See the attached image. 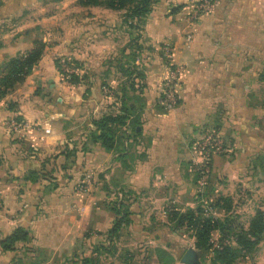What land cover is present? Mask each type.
<instances>
[{
  "label": "crops",
  "instance_id": "obj_1",
  "mask_svg": "<svg viewBox=\"0 0 264 264\" xmlns=\"http://www.w3.org/2000/svg\"><path fill=\"white\" fill-rule=\"evenodd\" d=\"M54 1L47 12L31 6L35 0L0 4L3 55L28 51L36 39L47 43L24 83L0 99V264H80L97 245L110 243L111 203L118 198L131 212L121 238H159L152 224L169 215L166 209L204 200L192 159L206 127L216 128L232 149L213 156L208 192L228 195L229 213L249 226L264 211V0H215L197 20L200 0H157L145 17L143 33L157 50L143 66L144 106L137 120L132 116L138 131L123 126L119 134L128 136L112 150L91 135L95 119L121 112L115 94L124 79L119 59L130 41L125 10ZM21 9L35 13L1 27ZM165 45L169 60L162 56ZM60 58L75 62L68 74L58 67ZM170 64L183 73L179 103L165 109L160 84L171 75ZM70 74L81 80L68 82ZM14 118L27 121L25 136L10 127ZM18 228L28 239L5 250L2 242ZM151 254L153 264L170 263ZM246 257L264 264V234Z\"/></svg>",
  "mask_w": 264,
  "mask_h": 264
},
{
  "label": "trees",
  "instance_id": "obj_2",
  "mask_svg": "<svg viewBox=\"0 0 264 264\" xmlns=\"http://www.w3.org/2000/svg\"><path fill=\"white\" fill-rule=\"evenodd\" d=\"M156 1L157 0H79L83 5H103L126 11L123 15V25H126L129 28L128 30H131L130 33L134 35V38L129 41L122 52L123 56L119 59V66L122 73L126 70L135 72L136 66L128 68L129 66L125 64V54L129 48L135 44L136 39L142 37L141 34H136V32L144 26L145 17L152 10ZM46 45L47 43L43 40L36 39L34 46L30 50L19 53L0 67V99L4 98L10 91L17 88L26 80L35 65L41 60ZM135 55L137 54L135 53ZM57 63L58 67L61 69L59 61H57ZM67 80L70 83H77L81 80V77L77 74H70ZM129 88L130 84L128 80H123L116 91L117 94L115 96L122 102L121 112L103 114L101 117L94 120L95 130L92 132V139L111 150L115 148L117 139L120 136H128L126 131H123L121 135L119 134L123 126L129 124L133 126L132 130L134 133L138 131L137 122H135V120H137L138 117L137 111L142 109L140 107L144 106L142 102L143 97L128 95ZM178 103L179 99L177 100V104ZM10 107H14L13 102L10 103ZM163 108L166 109V105L163 104ZM134 115L136 118L132 120V116ZM217 201L216 205L214 204L215 206H212L213 208H225L224 204L228 203L227 211L228 213L232 211L233 206L230 197L220 196ZM220 202H222V204H220ZM111 205V209L115 212L116 218L113 226L109 230L110 243L97 245L93 253L95 256L83 257L80 260L81 264H97L100 260L101 252L110 254L115 241L122 234L121 232L123 229H126L131 223V212L124 198L114 200ZM169 219L170 221L177 222V226L180 228L184 226L193 228L196 236V246L199 248L206 245L212 231L218 230L221 233L227 230L232 231V243L219 244V246H216L210 258V264H239L238 260L241 258V254L245 256L250 255L256 249L257 244L264 234V211L262 210L258 211L257 215L250 221L247 227L244 225L239 226L240 222H238L237 216L233 213H229V216L220 219L217 216L206 214L205 206L202 208L200 205L195 208L188 207L184 210H173L169 213ZM27 239L28 232L23 228H18L2 242V245L5 250H9L14 247L17 241H24ZM154 252L161 263H168L172 259L171 252L164 247L155 248ZM76 262L77 261H74V264Z\"/></svg>",
  "mask_w": 264,
  "mask_h": 264
},
{
  "label": "rangeland",
  "instance_id": "obj_3",
  "mask_svg": "<svg viewBox=\"0 0 264 264\" xmlns=\"http://www.w3.org/2000/svg\"><path fill=\"white\" fill-rule=\"evenodd\" d=\"M5 1L6 0H0V4H3ZM7 1L13 3L16 2L20 3V0H7ZM35 1L36 2H34V4L31 6L35 7L39 3L41 6L43 5L45 9L44 12L48 11V7L46 5H50L51 3L55 2L54 0H39L40 2H37L38 0ZM28 10L29 11H27L26 9L24 10L21 9L20 11L13 14L12 17L10 16V18H4L2 20L1 27L5 28L9 26V24L11 23L13 24L17 23V25H20V23L25 22V19H28L27 17H31L33 13H35V10L33 9H28ZM125 12L123 13V15L125 14ZM124 26H125V30L128 31L129 39L131 40L132 38H134V35L130 33L131 30H128L129 28L126 25ZM143 31H144V26L141 27V29L136 32V34L137 33L141 34L142 37L137 38L135 44L131 48H129V50L125 54L126 55L125 64L129 66L128 68H133L132 66L134 67L136 66L135 72L126 70L123 73V76L121 77L124 78L123 80H128V83L130 84V88L128 91L129 93L128 95L130 96H142L143 88L145 87L144 85L146 84V74L144 73L143 66L146 65L150 53H153L154 51L157 50L156 47H154V44L151 42V40L148 39L146 35L143 33ZM1 41H3V39H1ZM162 50H163L162 56L164 58H167V60L171 59L172 57L171 48L168 45H165ZM135 53L136 54L139 53V54L135 55ZM13 57L15 56H9L6 54L3 55L0 51V67L3 66L4 63H6L9 59ZM58 61L61 65L60 70H62L61 71L62 74H68L71 71V68L75 67V62L73 60H69L68 58L65 59L60 58L58 59ZM170 66L172 67L173 70L176 65L173 66L170 64ZM66 69H70V71H66ZM165 81L166 78L163 79L160 86L161 85L163 86ZM162 104L164 103L162 102ZM166 109H171V108H166ZM226 152L219 154H225ZM203 193H204V200L197 203L195 207H197L198 205H200L202 208L203 206H215L216 203L218 202L217 199L220 198V196L229 197L226 194L213 196L211 192H208V189L205 190ZM220 204H222V202H220ZM224 207L225 208L217 207L218 210L217 217H219L220 219H224L226 216H229V213L227 211L228 203L224 204ZM173 210H177V209L174 208L166 209L165 212L170 213ZM238 222H240L239 226H243V225L245 226L246 222L244 221V218ZM128 226L126 228H128ZM152 227H156L155 231H157L160 234L159 238L157 237L155 238V236L151 238L141 237L140 241L138 240L132 241V237L130 236H124L123 238H121L122 235H128L127 233H123L115 241L113 245V249L110 254H106L102 252L100 253L101 254L99 258L100 260L99 262H97V264H153L149 261L151 260L152 257L151 253L154 250L155 246L156 248L164 246V248L168 249L169 252H171L172 259L169 264H186L182 261V257L189 248H194L199 253L200 264H210V258L213 255L214 248H216L218 244L232 243L233 233L231 230H227L224 233L215 230L211 232L209 240L207 241L206 245L199 248L196 246V236L194 229L186 226L180 228L179 226H177V222L170 221L168 214H166L164 217H161V220L155 221L152 224ZM149 244H151L153 248L152 246L147 247ZM125 245L126 247H122ZM91 255L93 254H90V256ZM81 259L82 258H80V260ZM238 261L239 264H252L254 260H252V257L247 258L245 255L241 254V258H239Z\"/></svg>",
  "mask_w": 264,
  "mask_h": 264
},
{
  "label": "built area",
  "instance_id": "obj_4",
  "mask_svg": "<svg viewBox=\"0 0 264 264\" xmlns=\"http://www.w3.org/2000/svg\"><path fill=\"white\" fill-rule=\"evenodd\" d=\"M214 4L215 0L198 1L194 7V19L197 20L202 15L212 11ZM66 71H70V69H66ZM182 73L183 68L181 66H176L161 87L162 102L167 108H173L177 105V86ZM9 125L17 135L25 136L24 130L28 127L27 121L14 118L10 120ZM194 149L195 151L192 160L194 167L199 174L198 190L200 193H203L207 189L211 179V161L213 156L226 151H231L232 149L230 146L226 145L223 137L214 127H207L202 131L200 138L195 142ZM1 203L2 196L0 194V206ZM205 213L216 217L218 215V210L212 206H205Z\"/></svg>",
  "mask_w": 264,
  "mask_h": 264
},
{
  "label": "water",
  "instance_id": "obj_5",
  "mask_svg": "<svg viewBox=\"0 0 264 264\" xmlns=\"http://www.w3.org/2000/svg\"><path fill=\"white\" fill-rule=\"evenodd\" d=\"M186 264H200L199 253L194 248H189L182 257Z\"/></svg>",
  "mask_w": 264,
  "mask_h": 264
}]
</instances>
